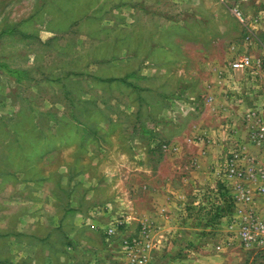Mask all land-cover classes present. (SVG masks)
<instances>
[{
    "label": "rangeland",
    "instance_id": "rangeland-1",
    "mask_svg": "<svg viewBox=\"0 0 264 264\" xmlns=\"http://www.w3.org/2000/svg\"><path fill=\"white\" fill-rule=\"evenodd\" d=\"M241 56L264 57V0H0V264L126 263L122 241L139 232L107 229L134 220L132 201L145 208L143 186L177 181L169 168L178 156H165L163 145L181 122L191 134L203 121L211 128L225 120L224 111L191 105L175 128L167 124L179 111L171 98L181 86L196 95L210 71ZM252 87L236 88L243 114L264 100ZM206 135L204 148L214 150ZM236 135L230 140L243 142ZM228 155L186 184L184 224L202 226L200 243L239 211L220 193ZM104 205L111 225L90 224ZM254 207L263 209V196ZM237 259L264 264V251Z\"/></svg>",
    "mask_w": 264,
    "mask_h": 264
},
{
    "label": "crops",
    "instance_id": "crops-1",
    "mask_svg": "<svg viewBox=\"0 0 264 264\" xmlns=\"http://www.w3.org/2000/svg\"><path fill=\"white\" fill-rule=\"evenodd\" d=\"M262 59H264L263 56L261 58L254 56V60ZM231 63H229V68L223 69L222 71H210L212 73L210 75V83L204 82L201 91L196 95H189L187 92L188 87L181 86V89L177 90L171 98L179 111L178 114H173L168 117L167 124L175 128L179 126V123L176 124V119L180 116V112L185 110L187 106L191 107V105H198L206 109L209 108L217 112V114L224 111L225 120L222 122L216 121V123H214L215 121L211 122L212 124L214 123L211 128H207L203 121L201 125L194 127L195 130H193L191 134L186 133V123L181 122L183 127L180 125L177 128L178 135L174 136L172 139H168L171 140L169 142V144L171 143V147H177L178 152L173 153L162 150L163 154H166L165 156H178L177 163H173L172 168H169L170 171L177 175V181L168 176H164L161 181L154 182L148 185L149 187L143 186L144 189H148V198L143 203L145 208H140L137 200L132 201L135 206L134 220L132 219V221H130L131 223L129 222L126 226V231H131L129 234H137L141 228L139 225L140 221L151 223L156 230L158 229V232L155 233L160 237L158 241L161 245L152 252L150 264H245L244 261H238L237 256L239 253H248L249 251L247 252L242 248L238 240H230L228 235L229 230L226 224L222 223L221 225L215 226V234H207L208 236L206 239L210 237L213 238H210L211 240L207 243H200L199 236L203 235L201 232L204 230L202 226L199 225V227L195 226L194 228H189L184 224H187V221H189L186 206L190 192L187 191L186 184L190 182L194 184V180H197L196 183L200 182L202 180V175L208 173L210 166H212L214 170L217 160L228 155L230 149L233 148V142L229 138L228 130L230 127L233 128L238 138L243 139L242 144L247 141L246 127H244L242 121L243 109L239 110L238 108L242 107L245 97L243 93H235V91L238 86L246 84V87H248L251 83L253 86L251 89L255 90L257 88V92L260 93V86L253 83L258 80L257 77L240 70L233 71ZM242 80L250 83H244L245 81L242 82ZM183 93L185 94L184 96ZM233 95L235 96L231 98ZM162 101H164V99H162ZM185 114L182 113V116L187 117L188 113ZM236 115L240 117L238 122L236 121ZM200 134H202V136H198ZM206 134L211 136L214 150H210L211 148H204L206 145L205 137L209 138ZM202 138H204V140H202ZM154 159L160 162L159 158ZM166 159L168 160L169 158L165 157V160ZM162 170H164V167L161 161L159 173L162 172ZM144 171L149 172V176H151V180H153V175H155L154 171L152 172V170L148 169ZM141 186L142 185H137V192L141 191L139 189ZM107 205L95 209L93 217L92 214L88 215L86 219L91 221L90 224L95 223L96 226L100 225V227L104 228H108L111 225L110 222L113 218L109 220V216H111L112 213ZM194 205H200L198 198L194 200ZM197 218H194V222H201V218ZM183 220L184 222H182ZM95 225L91 226V229L93 233L99 234ZM133 229L134 231H132ZM107 241L110 243L111 240L107 239ZM191 241L195 242V246L190 245L189 242ZM116 252L120 253L121 247L119 251L117 250ZM235 252L237 254H235ZM105 260L106 258L100 259L99 261L101 263L98 264H106Z\"/></svg>",
    "mask_w": 264,
    "mask_h": 264
},
{
    "label": "built area",
    "instance_id": "built-area-1",
    "mask_svg": "<svg viewBox=\"0 0 264 264\" xmlns=\"http://www.w3.org/2000/svg\"><path fill=\"white\" fill-rule=\"evenodd\" d=\"M233 71H243L261 80L264 77V59L255 61L249 56H241L232 62ZM264 92V84L260 87ZM246 126L247 141H233L234 148L226 158L223 168L224 188L230 195L231 202L238 209L231 216L228 225L230 240H238L242 248L247 251H264V207L257 210L254 207L257 195L264 197V100L252 105L243 114ZM232 130L229 138H232ZM249 146L254 150L249 151ZM165 151L177 149L164 144ZM242 206V209L240 207ZM130 219L119 220V225L107 229L109 236H116L123 226L129 224ZM117 223V224H118ZM138 235L123 239V252L126 254V263L121 264H150L151 253L158 249L151 235L152 229L146 222L140 223Z\"/></svg>",
    "mask_w": 264,
    "mask_h": 264
},
{
    "label": "trees",
    "instance_id": "trees-1",
    "mask_svg": "<svg viewBox=\"0 0 264 264\" xmlns=\"http://www.w3.org/2000/svg\"><path fill=\"white\" fill-rule=\"evenodd\" d=\"M221 188H220V193H221V195H223V197H225V196H229L227 193H226V190H225V188L224 187H222V186H220ZM224 188V189H223Z\"/></svg>",
    "mask_w": 264,
    "mask_h": 264
}]
</instances>
